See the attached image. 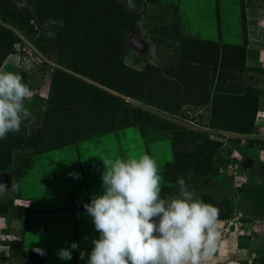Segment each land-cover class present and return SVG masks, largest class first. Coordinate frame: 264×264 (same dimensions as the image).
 Instances as JSON below:
<instances>
[{
  "label": "rangeland",
  "instance_id": "rangeland-1",
  "mask_svg": "<svg viewBox=\"0 0 264 264\" xmlns=\"http://www.w3.org/2000/svg\"><path fill=\"white\" fill-rule=\"evenodd\" d=\"M11 1L19 8L31 10L39 3V0ZM117 2L130 16L128 29L122 36L121 53L122 63L130 70H126L127 86L119 83L117 73L120 67L118 68L115 61L111 63L110 76L107 78L112 85L125 87L134 95L133 97L119 94L114 89L100 85L88 77L61 68L55 59L49 58V51L43 53L41 50L42 47L48 48V46L39 33L34 38L23 36L20 31L0 22L6 28L13 29L20 37V42L13 46V54L7 57L2 69L21 75L23 82L32 91L31 102H25L31 112V118L22 123L19 133L8 135L16 164L12 169L4 171L6 176L0 178V185L6 188L5 194L0 196V205L11 206L10 209L15 207L11 203L20 195V184L28 173V168L39 164L36 160L39 155H36L33 146H30L32 139L40 143L49 141L53 133L57 136L62 133L71 136L85 132V129L89 130L90 127L94 128L98 123L104 124L103 119L110 122L119 111L118 105L123 104L121 101L129 105L128 115L132 114V109L135 111L134 108L138 107L158 121L157 128L132 127L66 147L62 151L64 159L59 162H63L67 174L58 175L59 173L54 172L59 176L56 177L53 176L54 173H48L53 174L49 184H55L48 187L47 191L50 193L38 196L36 193L42 190L40 186L32 188L31 191L29 188L23 191V194L33 201L38 198L41 205L39 206L40 202H35L36 209L33 211L29 210L31 204L28 201H23V205L17 204L24 209L19 211L25 216L22 220L27 219L25 233L22 237H15L10 232L0 235V264H33L34 260L44 264L46 261L44 256L48 253L52 257L56 255L55 258L60 264L76 262L86 264L87 254H90L93 247L92 240L99 239L100 234L95 230L92 218L85 211L82 220L75 219V215L81 213L77 212L76 208H82L84 204L90 203L93 196L103 194L101 176L104 165L101 158L115 160L140 158L143 155H149L157 162L159 174L163 177L161 198L177 195L176 182L182 177L196 199L219 209L220 237L211 253V258L204 264H264V153H253L257 152V149H264V138H261L264 137V118H260L261 121L256 123L254 135L257 138L254 140L251 137L247 139L237 134L211 129L209 127L211 107L204 103L205 94L201 89L193 90L194 96L189 104L182 106L179 103H166L163 105L165 110L160 112L139 101L141 98L160 105L163 95L171 93L178 98L179 95H185L186 89L192 88L195 66L189 61L186 53L190 41L197 38L212 42V46L209 44L205 46H209L211 51L214 48L215 54L217 44H222L220 35L218 38L210 29L216 21L215 5L213 6L212 2L199 0L197 6L188 11V6L182 5V8H178L163 0H160L158 5L155 4L156 0H117ZM223 6L224 37L228 44V47L223 49V65L226 68L223 75H226L227 79L219 84L222 88L220 90L232 92L230 95L233 98L239 97L242 101L249 102L252 105L249 109H254L256 99L258 102L262 101L264 108V71L247 68V63L255 64L244 61L246 58L258 61V52L246 51L245 48L246 42L250 39L249 32L254 34L251 41L264 43V0H223ZM175 7L178 8V12L175 11ZM100 14L99 9L93 8H87L84 12V23H87L94 34L104 29L100 24ZM198 14H204V17H198ZM249 19L251 24H247ZM91 24L94 25L95 30ZM36 25L39 31L42 26L38 23ZM178 26L179 34H177ZM130 34L140 36L148 42L149 51L146 54L138 53L130 47L128 44ZM7 36L0 33V52L10 49ZM114 46L112 45V48ZM221 53L220 48L219 56L215 55L214 58L219 57L220 61ZM227 54L236 60L229 58ZM197 68L198 70L205 68L203 75L197 80L198 85L213 80L211 78L213 68L202 65ZM206 68L211 71H206ZM57 69L65 71V74L57 79L58 84L53 98L46 103ZM213 82L215 90L220 81L213 80ZM88 84L102 91L88 88ZM197 95L201 97L197 98ZM202 97L204 98L201 102L199 99ZM258 108H261V103ZM259 110L261 109L257 110L254 119L256 122ZM128 115L123 118L127 119ZM141 116L145 117L144 114ZM218 116L219 113L216 114V117ZM249 119L251 124L252 117L249 116ZM147 120L149 121L148 117ZM228 124L235 125L231 121ZM249 124L244 125L249 126ZM238 141L245 143V146L240 147L242 144ZM235 150L239 153L233 156ZM246 160L250 163L245 162L247 166L244 167ZM85 162L87 165L82 167ZM230 163L237 164L241 176L247 180L242 188H237L239 183L229 175L227 167ZM55 179L62 183L66 180L67 192L64 191L66 188L61 189L63 185L58 187L52 181ZM83 183H86V186H94L92 192L78 191L83 187ZM73 190L78 192L69 194V191ZM59 207L63 209L59 211ZM41 210L53 211L47 213ZM5 218L8 221V229L13 220L21 221L20 217L11 215ZM72 242H76L79 248L71 250V260H61L57 255L58 251L69 248ZM37 249L42 250L44 255H41ZM26 251L37 254L31 257L33 261L28 260L30 257H24ZM80 251L86 253L84 260L79 258Z\"/></svg>",
  "mask_w": 264,
  "mask_h": 264
},
{
  "label": "trees",
  "instance_id": "trees-1",
  "mask_svg": "<svg viewBox=\"0 0 264 264\" xmlns=\"http://www.w3.org/2000/svg\"><path fill=\"white\" fill-rule=\"evenodd\" d=\"M155 4H160V0H156ZM87 8L99 9L101 11L100 24L102 27L104 26V29L97 34H94V32L88 28L87 23H84V12ZM175 11L178 12L177 7H175ZM49 18H54L57 21H64L62 28L54 29L57 33L54 39H49L44 29V23ZM129 19V14L122 7V5L117 2V0H39V3L35 5L33 10L29 8H19L18 6H15L11 0H0V21L20 31L23 36L34 38L35 35L39 33L40 37L46 41L48 46V48L42 47L41 50L43 53H48L49 51V58L53 60L55 59L56 63L60 65L61 68L88 77L100 85L114 89L119 94L133 97L134 95L127 91L125 87L119 88L116 86V84L112 85L109 82V78H107L110 76V69L112 68L111 63L115 61L117 62L118 68L120 67V69H118L119 73H117L119 83L121 82L123 86H127L128 76L126 75V70L130 69H127L125 64L122 63L123 55L121 53L122 36L123 33L128 29L127 23ZM37 23L39 26H42L39 31L37 29ZM91 27L93 30H95L93 24H91ZM98 30H100L99 27ZM0 33H4L6 36L8 35L7 41H9L8 47L10 48L5 52H0V70H3V63L10 54H13V46H16V44L20 42V37L16 35L13 29H8L1 23ZM177 34H179V26ZM207 44L212 46V42L210 43L196 38L190 41L189 47L186 49L187 58L190 62H193L195 66V72H193L194 76L192 79V88L190 87V90L186 89L184 92L185 95H179L178 98H176L175 95L171 93L168 95H163L160 105L157 102H150L149 100L141 98L139 101L146 105H150L160 112L165 110L163 105L166 103H179V105L182 106L189 104L192 96H194L193 90L199 91L201 89L204 91L205 98L202 97L199 99V101L202 102V99L204 98V103H206V105L209 104V107H211L209 126L211 129L229 132L234 135L237 134L241 137H246L247 139L248 137H251L255 140L257 136L254 135V128H256L257 122L254 119L258 110V101L256 99L254 109H249L252 107L249 102L242 101L239 97L233 98L230 95L232 92L221 91L222 88L219 87V84L223 83V81L227 79V76L223 75V72L226 70L225 66L223 65V49L227 48L228 44H217V48H215L216 54L214 52V48L211 51L208 48L209 46H205ZM112 45L115 46L112 48ZM213 46L216 45L213 44ZM220 48L222 53L220 55L219 61V57H214L215 55L219 56L218 53ZM111 53H114L115 55ZM227 56L229 55L227 54ZM112 57H115V59H111ZM229 58H232L234 61L236 60L233 56H229ZM199 65L200 67L202 65L203 67H211L214 69L211 74V78L216 80V82L220 81L217 83L215 90L213 89V80H209V82L206 81L204 84L199 83L200 87L197 84V80L201 78L203 71H205V68H200L198 70L197 66ZM206 69V71H211L208 68ZM261 70L264 71V69ZM55 71H57V73L56 76L54 75V82H52L50 85V90L48 92L49 96L46 100V103L49 102L51 98H53L59 77L65 74V71L61 69H57ZM122 72L123 74H121ZM87 86L93 90L95 89L102 91L93 85L88 84ZM196 97L198 98L201 96L197 95ZM117 100L120 101L119 98H117ZM121 102L123 104L118 105L117 109H119V111L116 112L117 115H115L110 122L106 121V119H103L104 124L98 123L96 126H94V128L90 127L91 129H85V132H80L79 134L75 135L71 134V136L64 135L63 133L57 136L53 133L49 141H42L40 143H37L35 139H32L33 142L30 144V146H33L36 155H40L60 148H65L67 146L77 145L80 142L91 138L118 132L132 127L157 128L156 123L158 121L151 114L144 112L141 108L133 107L135 111L132 109V114L128 115V112L130 111L128 107L129 105H127L125 101ZM171 113H173V110H171ZM217 113H219L220 116L216 117ZM141 114H144L145 117L143 118ZM127 115V119L123 118ZM146 115L149 118V121L147 120ZM249 116H251L253 120L251 121V124H249ZM230 121L235 125L228 124ZM247 123L249 126L244 125ZM10 140L11 139L8 137L5 140H0V173L6 171L7 169H12L16 164L12 155L13 146H11ZM238 142L242 144V141ZM244 144L240 145V147L243 148L245 146ZM257 148L262 149L260 147ZM10 207L11 206L5 207L3 204H1L0 216L8 217L9 215H16L17 212H14L15 210L12 209L13 207L11 209ZM24 254V257L30 258L37 255L31 251H26Z\"/></svg>",
  "mask_w": 264,
  "mask_h": 264
},
{
  "label": "clouds",
  "instance_id": "clouds-1",
  "mask_svg": "<svg viewBox=\"0 0 264 264\" xmlns=\"http://www.w3.org/2000/svg\"><path fill=\"white\" fill-rule=\"evenodd\" d=\"M63 25V20L49 18L44 23L48 38L54 39V29ZM31 98L32 91L21 75L0 70V140L19 133L22 123L31 118L25 104ZM101 160L103 194L84 204L100 234L99 239L92 240L86 264H204L211 258L220 237L218 208L196 199L182 177L176 182L178 194L161 198L163 177L149 155ZM5 192V186L0 185V196ZM14 221L12 224L19 222ZM78 248L72 242L57 255L61 260H71V250ZM85 255L80 251L79 258L84 260Z\"/></svg>",
  "mask_w": 264,
  "mask_h": 264
},
{
  "label": "crops",
  "instance_id": "crops-1",
  "mask_svg": "<svg viewBox=\"0 0 264 264\" xmlns=\"http://www.w3.org/2000/svg\"><path fill=\"white\" fill-rule=\"evenodd\" d=\"M163 1L167 2V4H169V5L170 4L171 5H176V6H178V8H182V5H185V7L188 6L187 10L189 11L193 7L197 6V2L199 0H167V1L163 0ZM201 1L202 2H212L213 6L215 5L214 6L215 18H216L215 20L217 21V19H218V22L215 21L210 26V29H212L214 31V33L217 35L218 38H219L218 35H220V40H221L222 44L223 43L227 44V42H226L227 40L224 37V35H225V33H224V24H223V20H222V14L224 13L223 0H201ZM187 3H189V5H187ZM237 9H238V7H237ZM195 11H196V9L193 12L194 15H195ZM181 13H182V11H181ZM198 17H204V14H202V15L198 14ZM247 17H248V15H247ZM250 20L251 19H249V21H247V24H251ZM252 35H254V34L249 32L250 39L252 38ZM250 39H249L248 42H246V45H245L246 46L245 47L246 51L258 52V61L257 60L253 61V60H249L248 58H246L245 61H247V62L249 61V62L255 64V65H248V63H247L246 67L247 68H253V69H256V68L257 69H262V68H259V67H264V53L262 54V52H264V43L263 42L262 43H257L254 40L251 41ZM257 46H259L261 48H259ZM260 103H261V108H258V109H261V110L258 111L259 113L264 112V108L262 107V101L259 100L258 105ZM260 121L261 120L259 119L257 121V123H259ZM67 147H69V146H67ZM65 148H60V149L53 150V151H50V152H47V153H44V154H40L39 156L36 157V160L39 161V164L28 168V173L26 174L22 184H20V188H19L20 195L18 197L14 198V200H13V203H14L15 207L12 208V209H14L15 211L17 210L16 211L17 214L12 216V217H20V215H22V214H20L19 211L20 210L24 211V209H20V206L17 205L19 202L22 203L23 201L24 202L28 201L31 204V206L29 207L30 208L29 210H33V211H35V209H36L35 202H40L39 206L41 205V201H38V198H36L37 201H36V199H34L35 201H33L32 198L27 197V196H25L23 194V191H25L26 188H29V191H31V190H33L32 188L40 186L42 188V190L40 191V193L37 192L36 194H38V196L40 194H45V193L48 194V193H50V192L47 191L48 187L55 185V184H52V183L49 184V179H50V177H52L53 174H48V173L57 172V173H59L58 175H66L67 174V173H65L66 172V167L63 165V162H59L60 160L64 159L63 156H62L63 155L62 151ZM86 165H87V163L85 162V164L84 163L82 164V167L83 166L85 167ZM80 168L81 167H79V169ZM2 173H0V174H2V175H0V178L4 177V175L6 176L5 172H2ZM8 176L9 175H7V178H8ZM53 176L59 177L55 173H54ZM52 181H54L57 184L58 187L63 185V187L61 189L66 188V190H64V189L63 190L67 192L68 183L66 182V180H65L64 183L60 182L57 179L52 180ZM93 187L94 186H92V185H87L86 186V183H83V187H80L78 189V191L84 190V192H86L87 190H89V192H92V190L94 189ZM78 191H76V190L69 191V194L70 193L74 194V193H76ZM62 209H63L62 207H59V211H61ZM76 210H77V212H81L80 213L81 216L76 214L75 215V219H77V220L84 219L82 217L83 212L85 211L84 210V206L82 208H80V207L76 208ZM26 211H27V209L25 210V212ZM41 211L52 212L53 210H41ZM49 215L52 216L51 214H49ZM0 218H4L5 219V220L4 219L0 220V227H1L0 228V235H2V234H5L4 229H6V227L8 225L7 224L8 221L6 220L5 216H0ZM53 257L50 256L49 253L46 254L44 256V260H46L44 262V264H60V262L57 260V258H55L57 256L55 255V257L54 258ZM75 264H80V262L79 263L76 262ZM83 264H85V263H83Z\"/></svg>",
  "mask_w": 264,
  "mask_h": 264
},
{
  "label": "built area",
  "instance_id": "built-area-1",
  "mask_svg": "<svg viewBox=\"0 0 264 264\" xmlns=\"http://www.w3.org/2000/svg\"><path fill=\"white\" fill-rule=\"evenodd\" d=\"M42 96H43V94L41 95V97ZM258 118H264V112L259 113L258 114ZM263 129H264V127H263ZM255 149H257V148H255ZM256 151L257 152H253V153H255V154L264 153V150H258L257 149ZM238 153L239 152L235 150L233 152V156L238 155ZM227 170L229 171V175L234 178V181H236L237 183H239L237 185V188L243 187V185L247 182V180L244 177L241 176V172L238 171L237 164L230 163L228 165V167H227ZM235 170H237V172H239V173H237ZM19 205H23V204L21 202H19ZM23 217H25V216L20 215V220L21 221H19L17 224H12L10 226V228L12 227L11 229L10 228L9 229L7 228L6 231H5L6 234H7V232H10V233H13L15 235V237H21L23 235V233H24L25 224H26V220H22ZM14 223H15V221H14ZM34 264H40V261L35 260Z\"/></svg>",
  "mask_w": 264,
  "mask_h": 264
},
{
  "label": "water",
  "instance_id": "water-1",
  "mask_svg": "<svg viewBox=\"0 0 264 264\" xmlns=\"http://www.w3.org/2000/svg\"><path fill=\"white\" fill-rule=\"evenodd\" d=\"M1 23L5 25V23L3 22ZM128 44L134 51L138 53L146 54L149 51L148 42L144 38L137 36L135 34H130L128 39Z\"/></svg>",
  "mask_w": 264,
  "mask_h": 264
},
{
  "label": "flooded vegetation",
  "instance_id": "flooded-vegetation-1",
  "mask_svg": "<svg viewBox=\"0 0 264 264\" xmlns=\"http://www.w3.org/2000/svg\"><path fill=\"white\" fill-rule=\"evenodd\" d=\"M245 162H246V163H250V162H249V161H247V160H246V161H244V167H245V166H247Z\"/></svg>",
  "mask_w": 264,
  "mask_h": 264
}]
</instances>
